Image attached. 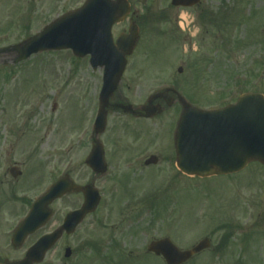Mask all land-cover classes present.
Masks as SVG:
<instances>
[{"label": "rangeland", "instance_id": "rangeland-1", "mask_svg": "<svg viewBox=\"0 0 264 264\" xmlns=\"http://www.w3.org/2000/svg\"><path fill=\"white\" fill-rule=\"evenodd\" d=\"M84 1L0 0V51L34 36L65 8ZM130 1L144 16L159 15L155 7L149 11L156 0ZM169 2L161 0L160 6ZM181 13L185 17L180 35L168 34L164 45L151 39V51V44L142 42L131 58L132 64L147 70L126 73L123 85H133L125 93L130 104H140L147 95L172 85L206 108L222 106L246 92L264 95V0H200L196 9ZM15 58L14 53L0 52L1 262L22 259L67 212L81 205L77 195L56 202L52 220L22 247L12 248V233L29 204L54 181L67 172L75 184L91 181L83 163L90 150L102 75L68 52L42 53L13 66ZM157 64L169 65L158 71L153 67ZM118 118L108 117L101 138L110 171L95 183L102 196L98 210L72 236L64 237L42 264H164L146 255L151 241L168 238L186 250L204 237L210 239L211 249L186 264H264V167L253 163L235 176L201 181L172 177L176 171L163 159L153 168L155 176L148 173L151 179L123 180L118 164L140 153L125 154L124 147L144 140L117 132ZM159 123L165 125V120ZM167 131L158 142L145 141L152 144L149 153L165 155L168 149L172 157L173 126ZM14 164L22 173L17 180L8 174ZM152 198L162 206L158 215L152 211ZM222 226L231 227L232 234L228 249L218 253ZM67 248L71 256L66 259Z\"/></svg>", "mask_w": 264, "mask_h": 264}, {"label": "water", "instance_id": "water-1", "mask_svg": "<svg viewBox=\"0 0 264 264\" xmlns=\"http://www.w3.org/2000/svg\"><path fill=\"white\" fill-rule=\"evenodd\" d=\"M197 1L173 0L172 4L187 6ZM127 10L126 0H116V3H112L111 0H88L73 17L64 16L40 35L0 52H16L18 57L15 63L45 50L71 49L78 57L89 53L94 66H104L99 112L95 123L96 132L99 133L105 127V109L120 81L125 56L131 54L137 38V31L131 30L130 36L123 45L118 40L116 49L107 39L110 26L113 22L121 20ZM71 22L73 24L81 22L83 26L81 32L98 31L105 34L99 38L91 34H78L80 31L69 28ZM105 25L107 27L104 29ZM175 147L177 166L188 176L204 178L232 174L240 171L250 162L264 165V97L259 94L242 95L234 105L209 112L185 104L175 135ZM88 164L96 172L105 170L100 145L93 148ZM11 174L14 178L20 175L15 169ZM70 190L82 192L85 199L82 208L69 214L58 232L41 238L28 251L23 261L17 263L5 261L3 264L41 262L44 254L54 245L63 230L71 234L84 216L94 211L99 202L97 192L91 187H74L64 178L33 206L30 215L16 232L12 240L13 246H20L27 235L44 225L50 217L48 205ZM208 247V241L203 240L192 250L179 252L168 240H162L150 244L148 251L162 255L167 264H183L192 255ZM69 256L70 251L66 250L65 257Z\"/></svg>", "mask_w": 264, "mask_h": 264}, {"label": "flooded vegetation", "instance_id": "flooded-vegetation-1", "mask_svg": "<svg viewBox=\"0 0 264 264\" xmlns=\"http://www.w3.org/2000/svg\"><path fill=\"white\" fill-rule=\"evenodd\" d=\"M128 3L130 6L128 16L122 22L114 24L112 26L110 30V35L112 41L115 43L120 36L126 35L131 28L136 27L138 30V40L134 46L131 56L127 57V64L125 66L121 83L119 84L117 90L110 99L109 106L107 109V115L108 117L117 115L121 119L120 120L118 118L119 121L118 124L116 125V128L118 129H115L117 130V132L129 134L130 136H133L134 137L133 139L136 141L144 140V142L141 144L132 143L131 145L124 147L125 154L128 152L135 153L136 151H139L140 153L137 156L133 157L132 159L129 156H127L128 160L121 162V164H118L117 168H118L119 176H121L123 180H128V179L133 180L136 178L148 179L151 178L150 176L151 174L148 176V173H150L153 168L159 166L163 159H167L169 162L171 161L170 163L171 166L173 167H174V163L172 164V159L168 155L169 152L168 149L165 148L167 152L165 155L162 154L160 155L158 153L154 155L152 153H149L152 144L145 141L156 140V142H158L162 140L163 138L161 139V136L163 135V133L167 132L168 134L169 132L167 131V128L173 126V133L171 139L172 140L171 148L173 150H171L170 148V151H173V156H175L173 137H174V131L176 125L183 112V105L181 104L177 96L179 90L173 85L163 88L159 91H156L150 95H147L144 101L140 104L132 105L128 102V100L126 99L127 97L125 95V93H130L132 91V86H133L131 84L132 81H128L129 83H127L124 86L123 85L125 79L124 77L126 76V73L130 71L144 72L145 70H147V68L145 69L146 67L145 65L132 64L129 62L130 58H132L136 54L142 42L148 45V43H150L152 39V40H158L159 43L164 45L162 39L163 38L165 39V37L168 34L171 36L180 35L181 26L178 21L180 19L179 16L180 11H191L193 9H196L198 6L193 8H181V7H172L171 5H167V6L162 5L160 7L154 3L153 7L150 6L149 11H151L155 7L154 9L157 10L156 14L158 13L159 15L152 16L149 13V15L144 16L143 10L140 9L139 11H137L134 7V4L130 0H128ZM81 5L77 7L65 8L64 13L75 11L78 8H80ZM152 46L153 45L151 44L149 46L150 48H148L150 51L153 50ZM84 59H86L87 67H90L89 57H86ZM168 65L169 64L166 65L157 64V65H153V67H157L158 71H162V70L165 71L167 70ZM102 70H103L102 68H97L96 71H102ZM128 106H130V109H124ZM146 106H149L147 111L143 109ZM148 115H152V116H148ZM159 120H165V125L163 123L160 124ZM104 135L102 134L101 138ZM93 138L94 137L92 135L90 138V150L94 145ZM118 151L122 152L120 150ZM152 157H156L157 159L156 164L147 165L146 163ZM84 168L86 171L91 173L92 178L89 183H94V182L96 183L104 179L101 176H96L85 164H84ZM66 175L71 179L70 173L67 172ZM147 176L148 178H145ZM69 195H77L81 199L83 198L80 193H75L73 191H71Z\"/></svg>", "mask_w": 264, "mask_h": 264}]
</instances>
